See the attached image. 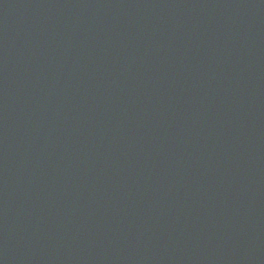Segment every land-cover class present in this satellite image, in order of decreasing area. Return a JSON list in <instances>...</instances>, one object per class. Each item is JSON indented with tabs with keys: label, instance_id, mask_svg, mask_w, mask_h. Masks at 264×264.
I'll use <instances>...</instances> for the list:
<instances>
[{
	"label": "water",
	"instance_id": "95a60500",
	"mask_svg": "<svg viewBox=\"0 0 264 264\" xmlns=\"http://www.w3.org/2000/svg\"><path fill=\"white\" fill-rule=\"evenodd\" d=\"M0 264H264V0H0Z\"/></svg>",
	"mask_w": 264,
	"mask_h": 264
}]
</instances>
